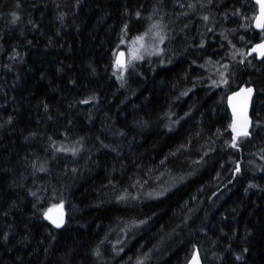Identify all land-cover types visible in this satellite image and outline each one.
I'll use <instances>...</instances> for the list:
<instances>
[{
    "label": "trees",
    "instance_id": "16d2710c",
    "mask_svg": "<svg viewBox=\"0 0 264 264\" xmlns=\"http://www.w3.org/2000/svg\"><path fill=\"white\" fill-rule=\"evenodd\" d=\"M257 10L0 0V264H264ZM145 32L157 51L120 73L116 51ZM243 85L238 135L227 98ZM58 206L62 227L45 216Z\"/></svg>",
    "mask_w": 264,
    "mask_h": 264
},
{
    "label": "water",
    "instance_id": "95a60500",
    "mask_svg": "<svg viewBox=\"0 0 264 264\" xmlns=\"http://www.w3.org/2000/svg\"><path fill=\"white\" fill-rule=\"evenodd\" d=\"M257 4L258 10L253 20V26L258 31H264V7L262 0H252ZM249 55H256L258 60L264 59V36L252 47ZM115 61L122 67H125L128 62L127 51L124 48H119L115 54ZM249 89L251 91H249ZM255 87L253 85H243L238 90L230 93L227 98V103L232 114L231 128L238 135H245L252 126L251 107L255 95ZM46 219L56 227H62L66 222V211L63 207L58 206L49 209L46 214ZM188 264H204L199 250H196Z\"/></svg>",
    "mask_w": 264,
    "mask_h": 264
},
{
    "label": "rangeland",
    "instance_id": "374dc122",
    "mask_svg": "<svg viewBox=\"0 0 264 264\" xmlns=\"http://www.w3.org/2000/svg\"><path fill=\"white\" fill-rule=\"evenodd\" d=\"M125 42L127 43V47L124 48L127 51V57H128L127 65H129V63L134 62L137 59H139L145 53V51H148V49L150 51H155V52L157 51L155 48L156 45L153 44V40L146 35V32L137 35L136 37H134L130 41L124 40V43ZM151 42H152V44L150 45L149 43H151ZM145 49H147V50H145ZM126 66L122 67L116 63L117 70L120 73H123L125 71L124 69L126 68Z\"/></svg>",
    "mask_w": 264,
    "mask_h": 264
},
{
    "label": "snow or ice",
    "instance_id": "6c2138e0",
    "mask_svg": "<svg viewBox=\"0 0 264 264\" xmlns=\"http://www.w3.org/2000/svg\"><path fill=\"white\" fill-rule=\"evenodd\" d=\"M262 7H264V0H262ZM249 91H251L250 89H249ZM247 133H245V135H246Z\"/></svg>",
    "mask_w": 264,
    "mask_h": 264
},
{
    "label": "bare ground",
    "instance_id": "6f19581e",
    "mask_svg": "<svg viewBox=\"0 0 264 264\" xmlns=\"http://www.w3.org/2000/svg\"><path fill=\"white\" fill-rule=\"evenodd\" d=\"M64 226V225H63Z\"/></svg>",
    "mask_w": 264,
    "mask_h": 264
}]
</instances>
